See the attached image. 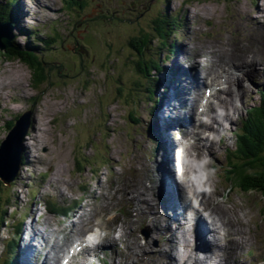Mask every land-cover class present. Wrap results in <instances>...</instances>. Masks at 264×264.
Instances as JSON below:
<instances>
[{"label":"rangeland","instance_id":"rangeland-1","mask_svg":"<svg viewBox=\"0 0 264 264\" xmlns=\"http://www.w3.org/2000/svg\"><path fill=\"white\" fill-rule=\"evenodd\" d=\"M7 2L10 5L9 0ZM134 2L136 7H132ZM67 5H71L72 10L69 8L66 12ZM263 5L264 0H19V18L15 21L19 23L16 31L21 35L19 42L26 44L22 36L30 32L31 43L40 38L37 44L42 47L44 55L40 57L34 53L43 62L42 69L37 72L41 78L39 87L35 86L34 71L27 62L11 59L6 56L8 53L0 56V81L3 82L0 88V143L8 136L7 121L24 112H32L29 117L31 128L24 135L27 147L22 148L26 166L21 167L19 177L12 183L0 181L3 198L0 201V262L9 255L6 243L15 237L14 224L20 220L24 227H29L27 222L30 221L22 219L31 210L37 212L33 219H37L40 213L39 226L44 236L60 243L66 237L73 240L71 223L78 222L75 216L86 211L91 218L85 217L84 222L98 221L107 228L108 236L113 234L119 239L113 264L135 261L144 264L141 262L144 254L158 252L164 247L177 255L179 264L186 259L192 248H184V252L181 249L183 255H180L176 251L178 245L158 240V233L155 229L154 232L150 222L134 221L144 215L135 209L148 205V198L143 195L147 187L141 181L149 183L145 176L155 170L158 152L156 147L152 158L151 148L156 142L150 140L146 143L151 121L147 111L152 102L142 84L149 82L155 86L156 83L155 98L158 100L163 97L165 85L169 86L171 94L177 88L190 86L191 96L204 101L211 88L204 85L198 93L194 89L195 73H191L190 81L184 83L182 67L176 75L179 84L165 81L168 72L176 70L179 62L185 61L188 68L189 62L183 55L185 52H181L182 47L187 55L193 56L192 63L203 65L205 72L199 69L203 75L212 71L215 82L221 83L223 73H214L210 62L216 60V54L252 55L262 48L264 50ZM6 9L9 10V6L2 3L0 14ZM190 11L192 17L189 19ZM155 19L156 24L153 23ZM166 24L175 25L180 32L175 35L173 30L170 45L161 51L156 47L159 42L157 34L158 30H166ZM47 33L55 39L46 37ZM145 34L155 46L150 54L162 60L161 69H153L149 76L137 71L139 61L150 59V54L136 53ZM83 49L89 54L82 52ZM167 56L170 60L165 61ZM259 68L264 72V63ZM256 70L259 71L258 67ZM11 76H17L18 82L11 80ZM243 83L248 90L236 98L240 109L231 113L230 121L233 122L225 124L228 134L222 140L227 148L219 151L216 159L214 155V160L209 157L208 150L202 148L204 155L198 156V165L194 160L191 162L190 176L198 180L203 199L210 197L212 207L235 211L248 226L249 239L242 240L247 243L233 247L228 263L264 264V197L258 191L243 192L226 180L230 176L226 170L228 153L236 148L241 122L248 108L261 104V91L264 90V81L251 86L245 77ZM228 87L237 90L230 82ZM118 89H122L120 93ZM224 96L223 91L219 93V101ZM182 99L186 96L172 100L178 108L177 113L188 110L187 107L181 108ZM226 100L230 101L229 98ZM134 115L139 119L133 120ZM41 117L44 118L42 127L38 123ZM141 118L144 122H140ZM26 123L28 119L25 117L20 131L26 129ZM41 128L43 131H39L38 138L35 137ZM186 134H181L183 140L188 138ZM189 180L190 177H186V181ZM60 192L65 194L64 199ZM7 198L11 199L10 206H7ZM194 204L200 207L199 202ZM76 205L78 208L73 210ZM124 206L136 217L128 220ZM1 210H7L4 218ZM69 212L72 218L65 219ZM97 215L103 218L94 220ZM233 228L241 233L237 224L234 223ZM144 230L150 232L148 237ZM146 241L154 248H142V245L148 246ZM70 248L68 246V250ZM157 259L155 264L166 262L164 257L158 256ZM79 261L88 264V256L84 253Z\"/></svg>","mask_w":264,"mask_h":264},{"label":"bare ground","instance_id":"bare-ground-1","mask_svg":"<svg viewBox=\"0 0 264 264\" xmlns=\"http://www.w3.org/2000/svg\"><path fill=\"white\" fill-rule=\"evenodd\" d=\"M16 15L19 18L17 12ZM191 15L192 12L190 11L188 15L189 19ZM180 49L181 46L177 49L176 54H178ZM262 50H259L258 53L255 52L252 55H247V53H244L243 55L237 53L234 56H226L220 53L216 54V60L210 61L211 66L214 73H223L224 75L221 78V83H216L213 78V72L210 71L203 75L199 70L200 68L204 70L203 65L199 62L192 63L191 59L193 56L187 55V52L182 47L181 52H185L183 55H185L186 61L189 62L188 68H186L185 61H183L182 64L179 62L176 70L174 69L173 71L168 72L166 76L167 80L168 76L171 74V78L175 79L172 83H178L176 75H178V70L183 67L181 77L183 78L184 83H188L192 74L195 73L193 75L196 84L194 89H196L198 93L202 90L204 85L213 90L209 98L204 101H201V99L196 96H191L192 92L189 91L190 86L186 89L177 88L175 92L172 91V96L174 95L175 98L181 96L184 98L186 96V99L181 100V108L184 109L187 107L188 110L185 112H179L180 114L177 113L175 118H171V116L163 118L158 115V121L156 123L157 137L160 140V149L156 166L158 176L154 173L149 176V179L153 180L150 186H147L144 181H141L147 187V191L144 192L143 195L148 198V202H146L148 205H146V207L140 206L135 209L136 212L144 213L143 217L138 219L145 221L150 220V223L153 229L157 231L159 238H163L166 242L171 244L177 243L180 245V239H184L185 242H188V246L192 248V250L190 251V255L181 261L180 264H188V261H191V264H231L228 263V259L233 254V247L239 243H247V241L243 242L242 240L249 239L248 235L250 234V231L247 229L248 226L241 220L240 216L235 211L227 207H212L210 197H207V199L202 198L200 200L201 210L205 211L206 214H202L200 210L191 204L192 200H199L202 193L199 190L198 181L190 176V174H192V163H190L189 160H194V163L198 165V156L204 155L201 150L202 148L207 149L209 157L214 160V155L216 159L219 151H222L223 148H227V146L224 147L222 140V138L227 137L226 133L228 132L225 124L233 122L230 121L231 113L234 114L235 111L240 109V106L236 103V98L248 90V88L244 87L243 83L245 77L251 86L264 81V72L259 68V65L264 63V50ZM214 54L210 55L213 56ZM257 67L259 71L256 70ZM17 79V76H11V80L18 82ZM229 82L234 84L237 90L228 87ZM2 84L3 82L0 81V88H2ZM222 91L226 96L221 97L219 101L218 94ZM227 98H229L230 101H227ZM196 115H198V125H196L195 122ZM43 119V117H41V119L38 118V123L41 127L43 125L41 124ZM214 127H216V130ZM172 128L181 129L183 132H187L192 138L190 148L187 147L185 149V159L183 160L178 156L181 154V151H178L179 154L177 155V149L179 150L180 148L179 145L173 149L170 148V145H173L171 138L174 139L169 132ZM218 129L220 130L219 132ZM39 131H43V129L41 128L37 130V136H35L37 138L39 136ZM215 136H219L220 138L219 145L215 141ZM193 151H196V153L194 154ZM2 168L3 166L0 167V170H2ZM162 173L166 177L165 180H162L161 178ZM177 173L180 174V179L176 181L175 176H177ZM186 177H190V180L186 181ZM186 185L190 187L189 192ZM205 186H207L206 182ZM53 189L56 191V188ZM157 192L158 195L160 192V194L164 196L161 197V199L165 198L166 200H161L160 195L158 200L156 198ZM59 194L62 199L66 197L62 192ZM179 210L180 213L178 215L177 212ZM188 212L194 213L198 222H190L187 216ZM36 213L37 212L31 210V215H35ZM85 214L86 213L82 214L80 217H83ZM127 215L129 219L136 217V214H133L130 210L127 212ZM86 217H89V215L87 214ZM182 219H184V222H189V229L192 227L193 231L200 223L205 227L206 233L199 237L200 235L198 236V234H196L194 236V233L189 232V235L186 236L184 222H181ZM234 223L239 226L241 233L235 232L237 229L234 230ZM83 227L84 225L79 226L75 222L71 224V232L76 235V238H73L71 241L67 238L63 243L53 241V243L50 244V242L44 238V244L41 245V248L34 252L31 257H24L21 259L19 264H61L62 259H67L70 264H80L76 261V257L80 256L82 252H78L76 256L71 255L70 251H68V246L72 247L78 242L82 243L80 237L85 232ZM41 235H43L42 231L32 229L30 238H26L27 241H24L22 244L24 251L28 252L31 248L30 243ZM189 237H193L194 239L190 240ZM112 239L113 236L102 238V245L97 248L98 252L93 253L94 249L89 251L97 257V260H95L91 255L87 254V256L91 258V261L98 264L113 263L115 256L114 247L118 243V238L114 237V241H112ZM77 246H80V244ZM199 253L203 256L199 257ZM100 254L105 256V258H102ZM158 256L164 257L166 261L165 264H179L180 262H178L179 259L177 255H173L171 250L166 247L158 252L153 251L152 254H144V259L141 260V262L144 264H155L158 262ZM224 256L225 258L223 259ZM39 257L43 258L42 262L36 261ZM192 257H194L193 261ZM124 264L140 263L135 261L133 263Z\"/></svg>","mask_w":264,"mask_h":264},{"label":"trees","instance_id":"trees-1","mask_svg":"<svg viewBox=\"0 0 264 264\" xmlns=\"http://www.w3.org/2000/svg\"><path fill=\"white\" fill-rule=\"evenodd\" d=\"M18 0H13V3L6 4L3 3L4 6H11V4H15ZM13 10V8H11ZM15 11V10H14ZM4 16L0 14V21L6 22L8 20L13 21V15L7 11L3 13ZM153 21L154 24H156ZM16 21V20H15ZM14 21V22H15ZM169 29L166 30H158V40L156 47L163 51L164 48L169 46V39L173 34H179V29L175 28V25H168ZM176 31L172 33V31ZM48 35L47 37H49ZM51 38V37H50ZM148 35H143L141 37L140 46H137L136 53L137 55H141L142 53L150 54V52L154 49V45L148 39ZM55 39V37H54ZM14 43L16 46H20L19 42L14 39ZM174 44V43H173ZM30 50L36 52H40L39 45H31L26 44ZM23 47V46H22ZM2 53H8L6 56L12 58H20L23 61L27 62L29 66L34 71L33 78H35V86L38 87L41 85V78L38 75V71L43 66V64L39 63L35 58H26L22 55L21 52H18L15 48L9 49L7 48L4 51H0V56L4 55ZM42 54V53H37ZM150 59L145 61H139L137 63V71L140 73H145L149 76V72H152L153 69L160 70L161 63L160 60L155 59L150 54ZM42 69V68H41ZM142 86L145 87L146 93L152 92V84L147 82L143 83ZM119 93L122 89H118ZM118 93V92H117ZM262 107L256 109V112L251 116L249 115L243 122L244 128L242 132L239 134L238 148L235 152H233L229 156V165L226 169L229 172L230 176H227V181L231 183V185H235L240 188L243 192H255L258 191L264 197V94L262 97ZM139 119V117H133V120ZM249 128H246L248 127ZM237 159L239 162H236ZM1 181V180H0ZM3 182V181H2ZM2 195H0V201H2ZM5 214H7V210H1V216L4 218ZM14 246V244H12Z\"/></svg>","mask_w":264,"mask_h":264},{"label":"water","instance_id":"water-1","mask_svg":"<svg viewBox=\"0 0 264 264\" xmlns=\"http://www.w3.org/2000/svg\"><path fill=\"white\" fill-rule=\"evenodd\" d=\"M10 32L11 25H9L8 23L0 22V51L6 50L7 48L11 47ZM27 116H29V113L25 114L20 118V120H18L17 125L10 131L7 139L2 142V145L0 146V167L3 166V163H8V160L12 159V161L14 162V155L16 153V149L20 147L22 138L27 132L28 123H26V129L20 131V127L23 121L25 120V117L27 118ZM18 155L19 154H17V160L13 168V172L12 170L9 171L6 166L5 169L0 170V177H2L5 182L12 181L17 173L19 161Z\"/></svg>","mask_w":264,"mask_h":264}]
</instances>
